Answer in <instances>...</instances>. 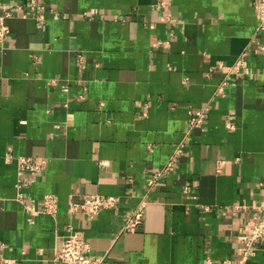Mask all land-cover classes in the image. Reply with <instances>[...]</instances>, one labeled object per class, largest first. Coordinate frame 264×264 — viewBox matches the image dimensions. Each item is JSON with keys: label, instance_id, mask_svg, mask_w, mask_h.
Wrapping results in <instances>:
<instances>
[{"label": "crops", "instance_id": "0c3cea01", "mask_svg": "<svg viewBox=\"0 0 264 264\" xmlns=\"http://www.w3.org/2000/svg\"><path fill=\"white\" fill-rule=\"evenodd\" d=\"M35 1L46 10L5 18L0 41L3 257L61 264L70 225L106 264H237L264 205V32L253 0ZM197 110L203 119L188 129ZM179 144L172 169L148 185ZM24 155L46 163L19 189L8 157ZM94 194L118 204L70 213ZM140 203L139 227L121 231ZM247 259L264 264V240Z\"/></svg>", "mask_w": 264, "mask_h": 264}, {"label": "built area", "instance_id": "2783aa9c", "mask_svg": "<svg viewBox=\"0 0 264 264\" xmlns=\"http://www.w3.org/2000/svg\"><path fill=\"white\" fill-rule=\"evenodd\" d=\"M154 5L157 8H162L165 5L164 0H155ZM253 10L255 17V32L257 34L264 32V0H253ZM0 41L8 33V27L4 23V19L8 17L18 16L25 18L30 12L46 10L41 4H38L35 0H29L27 7L21 6V4L15 3L11 6L0 5ZM51 10V9H50ZM42 18V12L36 16L37 20ZM242 66V58L240 57L233 65V69L238 71ZM188 129H191L195 125L201 123L203 119L202 110L196 112H188ZM173 155L170 157L168 162L164 166L152 173L147 184L152 185L161 178L163 175L172 169L175 158L180 154L184 145L179 144ZM15 159L17 171L19 173V179L17 180V187L20 189L25 187L33 178L27 176L29 173H38L44 169L46 160L39 156L24 155L17 157H8ZM187 192L188 189L185 188ZM21 195L18 193V197ZM21 198V197H20ZM54 197L50 194L44 195L42 211L46 214H52L55 210ZM118 204V198L114 196H101V195H89L81 199L80 201H74L69 203L70 213L80 212L84 215L92 216L104 210H112ZM144 205L143 203L138 204L124 220L121 231L131 232L134 231L141 224L143 217ZM264 240V205L259 208V214L252 217L251 221L248 222L247 231L242 233L240 236L241 246L239 247V259L237 264H245L247 258L252 256L258 243ZM3 244L0 242V264H11L14 261L6 259L2 255ZM89 245L84 238L81 231L74 229L70 225L64 229L62 236L61 245L58 253L55 254L54 259L61 264H106L102 257L92 258L89 256ZM223 264H229L225 261Z\"/></svg>", "mask_w": 264, "mask_h": 264}]
</instances>
